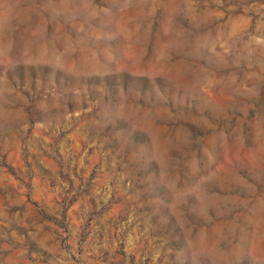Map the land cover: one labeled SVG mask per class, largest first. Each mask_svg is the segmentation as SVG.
<instances>
[{"label":"rangeland","instance_id":"rangeland-1","mask_svg":"<svg viewBox=\"0 0 264 264\" xmlns=\"http://www.w3.org/2000/svg\"><path fill=\"white\" fill-rule=\"evenodd\" d=\"M0 264H264V0H0Z\"/></svg>","mask_w":264,"mask_h":264}]
</instances>
